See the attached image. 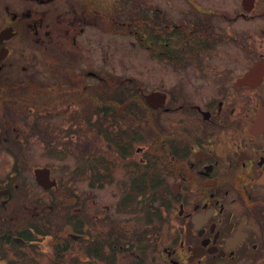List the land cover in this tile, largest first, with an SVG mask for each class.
<instances>
[{
	"label": "flooded vegetation",
	"instance_id": "1",
	"mask_svg": "<svg viewBox=\"0 0 264 264\" xmlns=\"http://www.w3.org/2000/svg\"><path fill=\"white\" fill-rule=\"evenodd\" d=\"M142 1L0 0V264H264V0ZM94 27L173 82L84 66Z\"/></svg>",
	"mask_w": 264,
	"mask_h": 264
},
{
	"label": "rangeland",
	"instance_id": "2",
	"mask_svg": "<svg viewBox=\"0 0 264 264\" xmlns=\"http://www.w3.org/2000/svg\"><path fill=\"white\" fill-rule=\"evenodd\" d=\"M141 2H144L140 0ZM203 5L206 7H221L228 8V10H234L235 0H202ZM109 0H107V3ZM159 3L163 4L161 0ZM166 5V4H163ZM170 7L169 5H166ZM176 7V6H175ZM148 6H143V9H147ZM137 9V8H136ZM100 23V21H99ZM84 59H88L89 55L91 60L82 63L84 66H90L89 69L95 67V71L99 73L101 77L110 78H135L144 86L146 91L155 90V86L161 82L168 86L173 81H168L173 73L169 66L158 64V62L150 55V53L141 47L137 38L132 35H120L110 32H100L97 27L91 28L89 36H84ZM89 39V41H88ZM105 46V50H104ZM77 75V69L74 71ZM97 83V82H96ZM42 149L33 150V159L36 163L43 164L49 163L48 167L53 168L54 177L59 176L62 178L64 187L72 189L71 180V168L73 165V156H64L66 160L58 161L52 156L46 157ZM45 157L46 159H42ZM32 190L34 196L39 195L40 189L35 183L34 179L31 180ZM42 195V193L40 194ZM59 195V194H58ZM47 198V195H44ZM48 205H55V202L51 201ZM28 207L29 204H27ZM25 210L21 208V212ZM20 212V213H21ZM19 213L16 211V219L14 220L23 222L27 221L22 214L18 217ZM14 216V217H15Z\"/></svg>",
	"mask_w": 264,
	"mask_h": 264
}]
</instances>
